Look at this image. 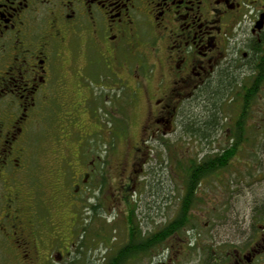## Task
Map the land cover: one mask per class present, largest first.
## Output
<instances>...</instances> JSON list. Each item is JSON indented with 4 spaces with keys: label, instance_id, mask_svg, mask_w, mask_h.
I'll return each mask as SVG.
<instances>
[{
    "label": "flooded vegetation",
    "instance_id": "obj_1",
    "mask_svg": "<svg viewBox=\"0 0 264 264\" xmlns=\"http://www.w3.org/2000/svg\"><path fill=\"white\" fill-rule=\"evenodd\" d=\"M100 65L131 85L145 69L141 129L167 135L179 103L202 85L232 71L240 86L258 81L264 0H0V244L22 262L39 244L38 210L14 188L26 140L41 123L51 128L68 105V115L73 106L79 110L77 100L89 96L82 77ZM257 83L262 89L264 80ZM248 203L249 222L244 214L203 264H264V199ZM188 236L179 249L157 250L168 237L148 256L157 264H196L190 252L198 240Z\"/></svg>",
    "mask_w": 264,
    "mask_h": 264
},
{
    "label": "rangeland",
    "instance_id": "obj_2",
    "mask_svg": "<svg viewBox=\"0 0 264 264\" xmlns=\"http://www.w3.org/2000/svg\"><path fill=\"white\" fill-rule=\"evenodd\" d=\"M136 74L141 79L131 85L106 66L90 68L81 80L89 96L77 100L79 110L73 106L68 115V105L51 128L41 123L30 133L14 188L31 197L38 210V249L22 262L3 241L0 264H106L127 242L132 210V220L145 235L166 226L179 213L188 164L229 145L241 111L239 85L219 98L220 125L209 139L187 132L182 123L183 113H205L197 105L208 84L179 103L171 133L151 136L141 129L146 112L142 92L149 83L145 69ZM244 128L236 156L199 186L189 225L157 250L179 249L181 238L195 233L198 241L190 253L194 263L203 264L245 215L249 222L248 202L264 199V85L250 104ZM157 263L140 253L124 264Z\"/></svg>",
    "mask_w": 264,
    "mask_h": 264
},
{
    "label": "trees",
    "instance_id": "obj_3",
    "mask_svg": "<svg viewBox=\"0 0 264 264\" xmlns=\"http://www.w3.org/2000/svg\"><path fill=\"white\" fill-rule=\"evenodd\" d=\"M236 77L237 73L232 71L226 76L222 75L219 81H210L208 83V93H201V99H199V105H197L205 113L199 116L194 111L191 114L189 112L183 113L182 123L187 132H192L205 139L211 137L212 133L220 125L219 113L221 112L220 105L222 101H219V98L222 96L224 98L225 93L229 89L239 85L235 83ZM257 80L261 82L264 80V68L259 70ZM257 82H253L247 87L245 85H239L240 90L237 94L242 100V105L239 117L233 128V138L229 145L215 152H209L201 161L192 160L186 167V192L182 198V204L177 217L157 232L145 235L132 220V215H134V210H132V215L129 220V237L127 242L109 258L106 264H124L128 259L140 253L148 254L149 249L154 247L155 244L161 243L171 235L183 232L186 229L190 222V212L201 181L208 175L215 173L218 169L227 166L229 161L236 156L239 146L243 143L244 126L248 117V109L261 89V85ZM245 87L246 90L243 92V88Z\"/></svg>",
    "mask_w": 264,
    "mask_h": 264
}]
</instances>
